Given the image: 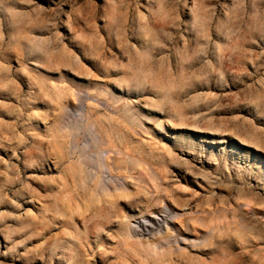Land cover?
<instances>
[{
  "label": "rangeland",
  "instance_id": "obj_1",
  "mask_svg": "<svg viewBox=\"0 0 264 264\" xmlns=\"http://www.w3.org/2000/svg\"><path fill=\"white\" fill-rule=\"evenodd\" d=\"M0 264H264V0H0Z\"/></svg>",
  "mask_w": 264,
  "mask_h": 264
}]
</instances>
